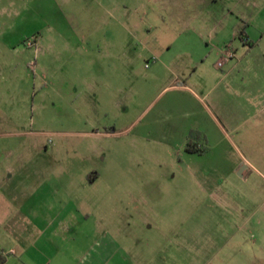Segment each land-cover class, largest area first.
Segmentation results:
<instances>
[{
	"label": "rangeland",
	"instance_id": "rangeland-1",
	"mask_svg": "<svg viewBox=\"0 0 264 264\" xmlns=\"http://www.w3.org/2000/svg\"><path fill=\"white\" fill-rule=\"evenodd\" d=\"M195 1L0 0V170L23 155L28 169L73 172L77 190L84 181L91 187L87 176L97 173L80 193H90L99 216L131 230L134 240L124 246L146 262L257 264L264 113L232 128L221 119L202 155L159 128L163 102L189 98L155 100L176 66L152 68L153 59L183 42L185 23L176 16ZM197 9L212 16L205 26H242L243 0H203ZM193 128L188 133L200 132Z\"/></svg>",
	"mask_w": 264,
	"mask_h": 264
},
{
	"label": "crops",
	"instance_id": "crops-1",
	"mask_svg": "<svg viewBox=\"0 0 264 264\" xmlns=\"http://www.w3.org/2000/svg\"><path fill=\"white\" fill-rule=\"evenodd\" d=\"M256 2L243 0L240 28L220 21L205 26L212 16L205 18L197 9L203 0L190 4L196 7L191 12L180 7L176 18L185 23L180 31L183 42L175 52L173 44L166 46L171 55L155 57L152 67L162 62L166 67L176 66L167 70L169 75L155 100L169 93L189 98L163 102L160 109L166 112V122L159 128L168 139L173 132L184 139L195 126L213 144L211 131L221 126V119L232 128L236 121L246 123L255 110L264 113V5ZM170 18L173 22L174 15ZM228 47L233 58L218 67ZM151 76L162 80L154 72ZM261 129L255 128L259 138ZM72 178L70 171L28 169L23 155L14 166L6 161L0 170V264H154L125 248V242L134 240L131 230L125 234L119 220L99 216L98 208L89 203L90 193H80L91 189L100 176L89 174L91 187L84 181L85 188L80 190ZM257 264H264V257Z\"/></svg>",
	"mask_w": 264,
	"mask_h": 264
},
{
	"label": "trees",
	"instance_id": "trees-1",
	"mask_svg": "<svg viewBox=\"0 0 264 264\" xmlns=\"http://www.w3.org/2000/svg\"><path fill=\"white\" fill-rule=\"evenodd\" d=\"M204 142V145H200L199 142ZM185 150L192 154H205L208 152L207 140L202 133L191 130L187 137L185 143Z\"/></svg>",
	"mask_w": 264,
	"mask_h": 264
},
{
	"label": "built area",
	"instance_id": "built-area-1",
	"mask_svg": "<svg viewBox=\"0 0 264 264\" xmlns=\"http://www.w3.org/2000/svg\"><path fill=\"white\" fill-rule=\"evenodd\" d=\"M233 58V51L230 47L226 48L223 52L221 59L218 61L217 66L222 67L223 64Z\"/></svg>",
	"mask_w": 264,
	"mask_h": 264
}]
</instances>
